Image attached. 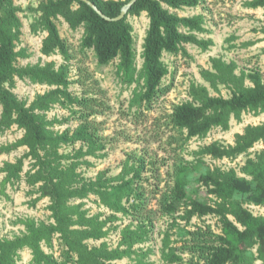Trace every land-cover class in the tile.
<instances>
[{
	"label": "trees",
	"instance_id": "trees-1",
	"mask_svg": "<svg viewBox=\"0 0 264 264\" xmlns=\"http://www.w3.org/2000/svg\"><path fill=\"white\" fill-rule=\"evenodd\" d=\"M91 1L106 16L114 18L130 0ZM202 1L137 0L125 17L112 20L82 0H43L34 9L38 17L31 24V31L46 32L41 52L47 56L60 54L64 62L18 66V58L28 56L25 48L18 49L23 26L21 7L14 0H0V131L14 125L24 131L16 141L0 145V156L22 146L27 148L24 155L15 161H5L0 167L5 174L0 182V196L10 199L8 186L24 179L33 188L28 194H37L35 203L49 197L53 219L46 222L34 217L18 218L16 223L22 224L24 230L13 237H4L0 229V264H18L21 252L27 248L31 251V264H119L117 261L124 258L133 264H156L150 257L153 249L138 247L152 232L154 212L149 199L158 194L157 189L152 191L144 186V157L128 155L117 174L104 169L94 178H87L80 170L82 166L94 165L89 157L104 156L106 151L105 135L94 118L107 108L106 90L97 78L82 72L77 79L82 92L70 91L71 45L62 37L57 20L63 17L73 30L83 28L81 47L92 50L100 65L118 60L116 74L123 84H137L131 102L140 106L168 91L163 85L169 74L163 61L165 52L177 54L184 43L202 50L213 45L211 38L197 36L206 31L204 14L179 16L169 10L196 7ZM244 5L264 9V0H246ZM143 12L149 17V27L143 43V65L138 69L134 27L129 16H140ZM261 31L264 34V26ZM211 64V68L200 70L208 85L192 82L190 99L176 104L170 114V123L183 142L205 138L215 127L229 130L232 119L241 120L247 111L264 113V77L260 71L239 69L235 61L222 57H212ZM17 77L51 88L37 94L28 104L13 92ZM220 86L228 88L231 95L223 96ZM55 105L69 108L80 124L75 129L56 130V124L62 121L57 117L49 119L47 114ZM180 138L174 137V141L180 142ZM260 142L264 143V121L248 124L243 132L236 133L233 144L216 140L201 146L194 151L199 156L196 162H176L173 185L159 191V210L173 217L181 212L178 217L187 224L195 217L213 215L218 219L219 229L204 224L183 230L186 237L180 245L172 239L174 233L166 230L160 250L164 263L264 264V214H254L246 206L247 203L264 206V149L247 157L241 168L244 176L235 168L203 171L200 167L201 156L234 159L248 154ZM63 146L73 149L62 151ZM27 159L32 165L23 175ZM195 185L205 187L213 203L205 196H194L191 191L197 190ZM90 195L110 213L91 214L84 201ZM119 215L130 218L121 228L115 225ZM173 222L178 224L176 218ZM113 228H120L116 246L104 240ZM55 238L60 241V258L44 249V246L53 249ZM89 241L101 243L91 245Z\"/></svg>",
	"mask_w": 264,
	"mask_h": 264
},
{
	"label": "rangeland",
	"instance_id": "rangeland-1",
	"mask_svg": "<svg viewBox=\"0 0 264 264\" xmlns=\"http://www.w3.org/2000/svg\"><path fill=\"white\" fill-rule=\"evenodd\" d=\"M16 5L21 7L19 16L21 17L22 35L18 43V49L25 48L27 57H19L18 66L27 64L56 61L58 64L64 62L60 54L47 56L41 52L42 41L46 32L39 31L33 33L31 24L37 19L38 14L35 7L43 0H14ZM246 0H203L202 4L196 7H186L182 9L169 8L173 13L179 16H191L202 13L206 19V31L197 33V36L204 39L211 38L214 43L207 50H202L197 45L184 43L182 50L177 53L165 52L163 61L169 68V74L164 78L163 85L168 87V91L156 97L150 103H143L140 106L132 104V97L137 86L136 83L129 86L123 84L117 76V63L115 60L107 65H100L97 62L95 54L90 49L81 47L83 28L73 30L69 24L60 17L57 20L58 27L62 37L71 45L72 60L70 61V91L80 94L82 89L77 83L78 76L84 72L97 78L105 92V103L107 108L102 113L94 116L99 122L101 133L105 135L107 143L104 156L89 157L94 165L91 167L82 166V174L87 178H94L100 170L107 169L110 174H117L128 157L142 156L145 159L146 166L143 172V183L146 189H157V197L151 196L149 206L153 209V228L149 239L140 244L138 247L144 249L151 248L153 253L151 259L156 264H166L161 260L160 250L162 239L166 230H171L174 235L176 245H180L186 233L183 230L194 229L197 225L210 224L215 230L219 229L217 217L207 215L203 218L195 217L191 223L187 224L185 220L180 219L177 213L175 216L162 214L159 210L158 197L160 192H164L173 185V173L176 162L183 160L197 161L198 157L194 151L201 146L220 141L224 144H233L236 133L243 132L248 124H259L264 121V113L255 114L247 111L243 114L241 120L232 119L231 128L223 130L220 127L213 128L205 138L194 137L188 142H183L180 134L173 128L170 123V114L176 104L190 99L189 89L192 82H199L208 85L200 75L201 68H211L212 57H222L226 61H235L239 69L246 71L258 70L264 77V34L261 29L264 26V9L248 8L244 5ZM129 21L134 27L136 65L141 69L143 65V43L149 27V17L146 12L140 16H129ZM183 30H186L183 28ZM51 87L46 84L35 83L29 78H16V85L13 92L28 104L32 102L39 93H44ZM213 95L218 92L211 90ZM220 93L229 97L231 92L228 88L220 86ZM1 114V106H0ZM48 118L57 117L62 123H57L56 130L63 131L67 128L75 129L80 120L71 113L69 108L55 105L48 113ZM24 131L14 125L12 128L1 132L0 145L16 141L23 136ZM174 137L180 138V142L174 141ZM80 143L76 145L79 147ZM73 147L63 146L62 151H70ZM264 149V143L260 142L255 145L248 154H243L237 158L214 159L210 156L203 157L201 170L207 171L209 168L221 167L222 169L235 168L241 176V168L245 164L249 155L254 156L256 152ZM27 151L26 146L19 147L9 153L0 156V167L5 161H15ZM31 160L27 159L23 175L31 168ZM5 176L0 172V182ZM191 193L194 196H205L209 203H213L211 195L207 194L206 188L195 185ZM31 188L21 180L12 186H8L10 199L0 196V229L4 237H13L24 230L22 224L16 223L18 218L34 217L39 221L51 222V211L49 197L39 200L37 203L34 199L37 194L30 195L28 191ZM204 198V197H203ZM94 195L84 199L86 206L91 214L103 212L105 215L110 211L99 204ZM183 202V201H182ZM254 214H264V206H257L247 203ZM184 208V207H183ZM182 208V209H183ZM120 216L115 225L120 228L130 222L129 217ZM177 219V225L174 219ZM118 229H111L110 234L104 240L110 245L116 246L119 240ZM102 241V240H101ZM101 241H89L91 245L100 244ZM45 251L53 252L56 257L60 258L61 245L59 239L55 238L54 247L50 249L44 246ZM31 251L27 248L21 252L18 264H31ZM188 259V257L186 258ZM119 264H133L129 258L117 261ZM180 264H187L186 262ZM257 264H261L257 261Z\"/></svg>",
	"mask_w": 264,
	"mask_h": 264
},
{
	"label": "water",
	"instance_id": "water-1",
	"mask_svg": "<svg viewBox=\"0 0 264 264\" xmlns=\"http://www.w3.org/2000/svg\"><path fill=\"white\" fill-rule=\"evenodd\" d=\"M82 1H84L85 3H87L88 5H90L91 7H93L104 18H106V19H112V20H118V19H121V18L125 17L128 14L129 9L132 7V5L137 0H130L128 3H126L122 7L120 14L118 16L114 17V18H110V17L106 16L91 0H82Z\"/></svg>",
	"mask_w": 264,
	"mask_h": 264
}]
</instances>
